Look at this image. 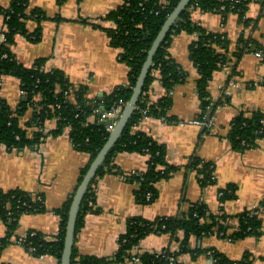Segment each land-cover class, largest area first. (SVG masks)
I'll list each match as a JSON object with an SVG mask.
<instances>
[{"label": "crops", "instance_id": "crops-1", "mask_svg": "<svg viewBox=\"0 0 264 264\" xmlns=\"http://www.w3.org/2000/svg\"><path fill=\"white\" fill-rule=\"evenodd\" d=\"M12 0H0V7L8 8ZM123 4L122 0H30V9L43 10L48 19L42 23V37L34 42L27 35H19L12 47L18 60L31 67L37 60L46 59V70H61L76 88L87 87V97L101 98L116 87L126 85L129 67L120 61V50L110 44L107 29L115 28L112 21L104 20ZM192 21L205 30L226 34L231 41V51L242 35L253 38L264 46V9L260 1L253 0L248 9L250 20L246 28L237 14H230L224 24L218 13L196 10ZM36 29V21L28 22L29 33ZM5 30V20L0 16V36ZM197 36L183 32L173 37L169 55L186 72L187 79L171 92L173 105L167 114L169 120L146 118L134 132H144L166 147L167 162L179 170L169 179L160 181L157 200L150 205L136 201V185L128 175L144 172L148 167V156L140 153H120L114 159L116 171L99 178L95 185L98 212L87 215L85 226L76 238L75 246L82 255L110 257L119 247V239L126 232L130 218L154 220L158 217L176 216L186 212L190 203H202L219 214L220 190L228 186L236 188L237 199L224 205L229 215H237L246 209H254L264 199V140L255 149L238 152L232 149L227 139L232 121L241 113L250 115L264 110V61L254 53H246L238 62L239 73L230 80L231 71L224 68L214 74L208 91L212 104L229 98L227 103L216 107L208 117L214 121L212 130L197 125H181L199 119L201 99L197 91L200 74L189 57L191 46ZM233 81L235 86H230ZM256 83L251 88V84ZM167 91L156 82L150 92L156 101L166 96ZM0 97L15 110L25 99L21 82L14 76L2 80ZM33 110L21 117V126L27 128ZM174 118V122L170 119ZM96 122L97 117H92ZM173 120V119H172ZM28 130V129H27ZM41 130L46 134L40 143L22 151L0 148V190H21L33 196L44 198L46 211L23 214L13 232L12 241L0 249L1 264H58L53 256L35 257L17 244L29 232H38L48 238H55L60 231L61 218L57 210L67 202L73 193L81 169L90 157L79 152L69 137V129L59 136L57 120L49 119ZM33 136V130H28ZM193 157L214 164L216 182L203 187L196 172L187 170ZM231 224L237 226V221ZM9 234L8 226L0 219V240ZM183 237V234H180ZM179 243L172 242L169 234H151L135 248L136 253L175 252ZM193 253L204 251L194 258L191 253L183 254V264H216L213 252L217 251L229 260L237 262L246 254L252 257V264H264V216L263 234L248 236L242 240L213 236L193 237L190 241ZM124 264H136L127 260Z\"/></svg>", "mask_w": 264, "mask_h": 264}, {"label": "trees", "instance_id": "trees-1", "mask_svg": "<svg viewBox=\"0 0 264 264\" xmlns=\"http://www.w3.org/2000/svg\"><path fill=\"white\" fill-rule=\"evenodd\" d=\"M65 1L67 0H58V3L63 4ZM122 1L123 4L107 15L104 20L115 24V28L107 29V33L111 46L120 50V61L129 67L128 81L126 85L118 86L111 93L95 99L87 97V87H74L63 71L46 70V59H39L31 67H27L13 53L12 47L19 35H27L34 42L40 41L43 31L42 23L48 19L43 10L30 9V0H12L8 8L0 7V16H3L5 20L6 36V41L0 44V89L5 76H14L20 80L21 90L26 97L15 110L0 97V148L5 146L10 150L22 151L40 143V140L46 136L41 128L47 120L56 119L57 130L53 132V135L59 136L69 129V137L76 150L90 157L89 163L80 171L73 193L62 208L57 210L61 218L59 234L52 239L32 231L23 237L25 249L29 251L34 248L35 250L31 253L35 257L53 256L58 264H61L65 248L69 211L73 198L91 163L110 136L106 129L107 123L100 120V114L111 111L120 102L130 101L154 41L181 0ZM252 1L192 0L181 13L154 57L132 119L99 169L84 197L76 225V238L85 226L87 215L99 211L96 207L95 185L99 178L116 171L114 159L120 153H140L148 156L147 170L130 174L127 178L136 185L135 198L139 204L150 205L157 200L158 183L169 179L179 168L167 162L164 145L148 134L135 133L134 130L145 117L169 120L166 117L173 105L171 92L187 79V72L169 55L173 37L183 32L197 36L196 42L190 48L189 57L200 74L197 81V91L202 102L199 118L211 119L208 117L210 112L229 101V98L225 97L224 100L212 104L208 87L214 74L229 68L230 80H233L239 75L237 66L242 56L246 53L258 52L264 55V46L251 37L247 38L244 34L238 40L236 49L231 51V41L226 34L208 32L194 23L191 15L196 10L218 13L225 24L230 14H237L240 22L247 28L250 24L247 13ZM257 1L261 2L264 9V0ZM31 20L36 21V29L29 33L28 22ZM156 82L161 83L167 94L154 101L150 97V92ZM255 85L256 83L251 84V88ZM28 109L33 110V115L27 123V128H23L20 120ZM93 116L97 117L96 122H92ZM172 119L170 121L174 122V118ZM27 129L33 130L32 137L28 136ZM227 139L232 149L238 152L257 148L259 141L264 140V110H256L250 115L241 113L237 116L232 121ZM186 168L197 173L203 187L216 182L213 163L193 157ZM148 194H152L150 200H148ZM235 199H237L236 188L228 186L220 190L219 214L212 213L202 203H190L186 212L176 216L158 217L154 220L130 218L126 232L119 239L118 250L113 256L82 255L74 245L71 264H124L132 259L134 250L141 241L151 234H169L172 242L179 243L180 247L175 252L166 250L163 253H136L135 256H138L141 264H183L179 261V257L187 253L197 258L204 251L193 253L190 249V241L193 237L216 235L231 241L242 240L248 236L260 237L263 234L264 199L254 209L229 215L224 205ZM44 204V198L41 195L33 196L21 190H0V219L6 223L9 231L8 236L0 240V249L12 241V234L19 218L26 213L45 212ZM233 221H237V226L231 224ZM212 256L216 264L253 263L249 253L237 262L229 260L217 251L213 252ZM172 258L174 261L171 260Z\"/></svg>", "mask_w": 264, "mask_h": 264}, {"label": "water", "instance_id": "water-1", "mask_svg": "<svg viewBox=\"0 0 264 264\" xmlns=\"http://www.w3.org/2000/svg\"><path fill=\"white\" fill-rule=\"evenodd\" d=\"M191 1L192 0H181L175 10L166 20L165 24L163 25L161 31L159 32L156 40L154 41L149 51L148 58L142 68L141 74L138 78L130 101L127 103L122 115L120 116L115 129L110 133L106 144L103 146L97 157L91 163L87 173L83 178V181L81 182L80 186L76 191L69 211V220L65 237V248L63 251L61 264H71L73 248L76 241V225L84 197L88 192L92 181L95 179L99 169L105 163L108 155L118 143L125 129L127 128L130 120L132 119L137 108L139 98L143 92L148 73L153 65L156 53L158 52L162 43L165 41L168 33L170 32L174 24L177 22L181 13L188 7Z\"/></svg>", "mask_w": 264, "mask_h": 264}, {"label": "built area", "instance_id": "built-area-1", "mask_svg": "<svg viewBox=\"0 0 264 264\" xmlns=\"http://www.w3.org/2000/svg\"><path fill=\"white\" fill-rule=\"evenodd\" d=\"M5 41H6V36H5V33L3 32L2 35L0 36V44L5 42ZM256 55L261 57L264 60V55L261 52L256 53ZM229 84H230V86H235V83L233 81H230ZM23 94H24V92H23ZM126 105H127V103L120 102L116 106H114L111 109V111L104 112V113L100 114V120H102V121L104 120L107 123L106 129L109 133H111L115 129V127L118 123V120H119L120 116L122 115ZM146 118H148V117H145V119ZM188 124L201 126V127L205 128L206 130H212L214 127V121L210 118H202V119L199 118V119L190 120L188 122L181 123V125H188ZM151 198H152V194H148V200H150ZM39 200H41V199L39 198ZM16 242H17V244H19L20 246L25 248V239L24 238H21L20 240H18ZM34 250H35L34 248H31L29 250V252H32ZM135 255L136 254L133 255L132 261H134V263H136V264H141L140 259L138 258V256H135ZM171 260L174 261L173 258Z\"/></svg>", "mask_w": 264, "mask_h": 264}]
</instances>
